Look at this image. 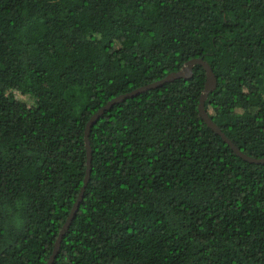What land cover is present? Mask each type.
Wrapping results in <instances>:
<instances>
[{"label": "trees", "instance_id": "trees-1", "mask_svg": "<svg viewBox=\"0 0 264 264\" xmlns=\"http://www.w3.org/2000/svg\"><path fill=\"white\" fill-rule=\"evenodd\" d=\"M203 59L204 102L264 158V0H0V264H47L113 98ZM205 71L89 131L53 264H264V164L198 113Z\"/></svg>", "mask_w": 264, "mask_h": 264}, {"label": "water", "instance_id": "water-1", "mask_svg": "<svg viewBox=\"0 0 264 264\" xmlns=\"http://www.w3.org/2000/svg\"><path fill=\"white\" fill-rule=\"evenodd\" d=\"M194 65H200L203 70L205 71V83H204V87L203 90L201 92V96L199 99V105H198V113L199 116L201 117V119L203 120V122L206 124V126L208 128H210L215 134L219 135L221 137V139L223 140V142L229 147L231 148V150L240 158H242L243 160L249 162V163H255V164H264V158L261 159H254L251 158L249 156H246L245 154H243L232 142L231 140H229L227 138V136L220 130V128L212 121V119L209 117V115L206 113L205 109H204V102L208 96V94L210 92H212L213 90H215L216 86H217V79L215 77V74L213 73L211 67L203 61V59L198 58V59H192L189 60L185 63V65L178 71L176 72H172L170 74H168L167 76H165L163 79L155 81L153 83L147 84L145 86L139 87L131 92L119 95L115 98H113L112 100L108 101L102 108H100L95 114H93L91 116V118L89 119V121L87 122L86 126H85V132H84V142H85V149H86V157H87V161H86V171H85V177H84V181H83V186L81 188V192L77 198V200L75 201L69 216L67 217L64 225L61 228V231L58 235V238L55 241L54 244V248L52 251L51 256L48 259L47 264H53L54 259L58 253L59 250V246L62 240V237L64 236L66 230L68 229L69 225L71 224V221L73 220V218L75 217L76 211L80 205V202L83 198V193L85 190V187L88 183L89 180V176H90V168H91V149H90V145H89V140H88V136H89V131L92 127V125L96 122V120L100 117V115L107 110L109 107H111L112 105L119 103L123 100H126L127 98H131L134 97L136 95H139L143 92L149 91L151 89H155L157 87H160L166 83L172 82L176 79H188L192 77L193 74V66Z\"/></svg>", "mask_w": 264, "mask_h": 264}]
</instances>
